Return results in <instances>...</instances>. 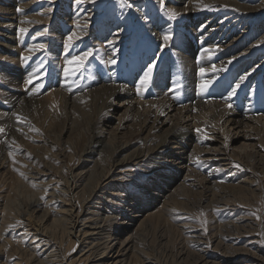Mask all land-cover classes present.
<instances>
[{
    "label": "rangeland",
    "instance_id": "374dc122",
    "mask_svg": "<svg viewBox=\"0 0 264 264\" xmlns=\"http://www.w3.org/2000/svg\"><path fill=\"white\" fill-rule=\"evenodd\" d=\"M262 1L264 0H252L250 4L246 5L244 0H232L231 2L230 0H211L208 3L193 0L191 6L195 7V11L189 12L177 9L179 0H79V2L78 0H0V129H3L0 131V264H14L15 262L25 264L28 257L26 255L32 252L36 254L38 260H44L43 257H47L52 246L35 242L38 238H33L38 228L35 224H38L37 218L43 215L45 211L47 213L42 221L43 226L50 223L56 211L62 210L63 202L67 197L57 195L63 194L61 190L65 184L64 178L68 168L73 165L72 170L81 175L73 191L74 197L72 196V199L74 202L79 200L75 197L77 196L76 193L81 191L82 195L86 194L91 177L102 168L111 145L107 144L105 140L112 127L117 126L118 115L124 111V107H122L117 109L119 114L117 112L112 114L108 110L99 112L105 92L102 89H108L109 86L116 84L118 86L127 81L133 89H136V85L139 86L138 80L142 76H139V70H137L139 69V61L145 60L147 68L150 65L153 66V76L151 75L150 79L152 84L149 83L142 93L137 90L135 95L138 99L154 100L159 90L155 91V96L151 85H153L155 74L161 69V57L167 53L170 56L172 54L169 58L171 65L178 60L175 58H178L177 56L181 52L175 49V44L179 40L180 33L188 37L187 44L190 43L195 52L196 49L199 52L203 48L219 45L220 42L215 41V38L219 34L221 35L222 31H226V36H228L227 42L224 44L228 49H232L233 44L237 41L245 44L237 51L238 56L235 61L237 68L233 69L234 71L242 70L238 74L240 77L243 73L249 72L255 64L263 62L264 59V39L261 41L257 39L264 32V5H262L263 8H257V5ZM238 3L241 7L237 6ZM254 6L259 10H249ZM171 12L177 13L175 19L169 18ZM214 15H217L222 21L219 24L221 26H218V31L211 32L209 38L202 40L204 31L210 30V28L205 26L201 28L203 23L200 24V19L211 17L213 20ZM234 25L235 27H233ZM189 27L198 28L199 31L197 30V34H194ZM21 29L27 31L21 32ZM158 35L159 41L157 43ZM165 35L170 36L167 42L164 41ZM70 36L73 39L70 46L66 47L69 44ZM232 39H234L233 43L231 42ZM40 45L43 47H39ZM247 46L249 51L244 52V48ZM217 51L219 53L220 48ZM85 52H90L91 55L85 60L84 66L76 71L75 75L66 76L65 68H68L69 72L75 71L76 65L79 63L74 61L72 65H69L68 61L76 56L83 57ZM225 52L218 55L220 56L218 58L220 65L218 64L215 69L206 70L205 77L200 71L192 72V74L197 75H194L195 83H200L202 78H204L203 80L217 79V81L221 78L220 68L224 64L227 65L226 60L230 58V55H227V58L224 56V54H228ZM25 57L28 59L25 60ZM253 58L260 59L257 63L253 62L254 65L249 64L251 62L248 61ZM246 62L249 64L248 68L245 67ZM170 63L168 65L171 68ZM262 65L263 73L264 63ZM132 68L134 69L130 72ZM255 69L250 74L252 78L262 74L257 71V68ZM177 71L179 69L168 72L171 75V80L175 76L173 72L177 75ZM126 75L132 76L125 81L124 76ZM30 79L32 83H28ZM189 81L191 82V79ZM235 82L234 80L231 83L234 86L233 89L239 88L240 91L237 92L240 94L239 96H243V82L240 81L237 84L242 85L241 87H235ZM227 87L229 86H219L214 92L212 91L213 95L216 98L223 96L225 90H228ZM17 88L21 90L23 97L18 101V104L9 107L10 99L7 97ZM55 88L59 89L57 91H59L60 97L63 95L62 98L57 96L59 100L56 98L51 105L49 103V101L51 102L50 97L47 95L49 92L57 93ZM260 88L259 85L255 87V94L250 93L252 96L244 91V97L249 95L248 98L251 101L240 100L239 96L237 99L231 97L228 105L233 108L235 106L244 108L246 104L253 105L256 102L254 98L257 99L262 95V88ZM150 90L152 92H149ZM167 91L168 93L171 91L170 85H167ZM183 91L180 98H178V94L176 97L171 94L172 99L175 100L174 103H179V106L189 103L188 85L183 87ZM68 96L71 97L69 102H67ZM184 100H188V102ZM105 102L108 103L109 101L106 100ZM85 103L87 106L84 105ZM71 104L77 106L73 107ZM114 105L122 106L119 102L114 103ZM83 107H86L87 111L89 110L88 119H82L80 116L73 121L72 118L78 115L75 112L81 113ZM14 111L17 112L18 116L16 123L12 124L7 122L5 117L9 114L11 116V112ZM251 111L249 113L256 116L261 115V113L264 115L261 108L251 109ZM95 119H98V124H94ZM90 123L93 124V127L89 125ZM121 123L122 125L116 130V147H122L125 143L128 147L118 154L119 160L124 156L133 154L136 147L140 145V138L144 135V133L129 130L128 114ZM207 134L212 136L209 132ZM91 135H94V139L97 141L96 145L93 144L94 150L83 153L77 162L78 153L88 143ZM149 139L152 141L153 137L150 135ZM172 146L173 144L166 146L164 153L167 152L164 155L173 154ZM65 148H69L68 151ZM227 150L231 149L228 147ZM248 151L247 156L236 151L235 156L232 157L227 156L226 152L225 154L221 151L216 152L219 158H224L221 159L223 164L227 163V158H232V161L228 162L230 164H227L229 165L227 170L234 171L229 178L234 179L232 182L234 184L248 183L251 186V191L245 193L246 195H242V192L234 189L232 192L222 190L225 193H215V196L212 193L214 191L209 190L210 188L206 187L204 182L198 186L197 180H195L196 183L190 181L188 185L195 184L193 186L197 187L198 193L183 192L179 198L183 204L178 205L176 210L173 211L170 203L169 205L163 203L155 205V202L152 207L143 212L142 216L132 217L134 216L131 215L133 213L126 212L130 209L128 204L132 194L134 193L137 198L141 197L143 189L151 183V177L148 175L154 176L155 172L153 170L144 171V168L148 167L150 163L144 166L143 161L139 163L140 165L133 162L118 163L113 170V175L104 180L91 197L86 198V206L89 207L87 215L95 218L96 215L99 216L97 213H118L117 219L121 216L133 219L130 224L118 225L119 221H115L116 218H113L109 222L106 221L105 226L109 228V224H112L115 228L124 227L120 233L122 240L129 238L130 235L127 234V231H137L138 233L135 235L137 249L140 253L139 256L145 258L146 264H201L204 259L207 264H249L246 261L247 257H250L252 262L259 261L255 264H264V260H254V257L249 256V252H242L244 248H258L264 255V232H261L262 229L264 230L262 228L264 225V168L254 163L252 159L258 160L260 153L254 150ZM263 152L261 150V153ZM9 153L12 155L10 156ZM150 157L151 161L154 162H158L160 159L154 156ZM176 162H180V160L178 159ZM176 166L174 163L170 170L172 171ZM206 167H203L205 171L209 169ZM226 173V171L218 172L219 176L228 175ZM154 180L158 181L159 179ZM23 182H25L24 186ZM152 184H156V182ZM237 187L243 189L244 184ZM200 189L204 194L200 195ZM30 191L36 192L29 199L35 204L34 216L36 218L28 219L27 215L17 217L16 212L25 206L26 195ZM52 191L56 195L51 196ZM199 196L201 200L203 199L202 202L199 201ZM10 197L16 201L5 220L3 215L6 212L3 209V204ZM212 200H217L218 204L225 209L214 213L213 207L216 209V205L213 206L209 202ZM47 201H49L48 205L46 204ZM19 202H21L20 205ZM165 207L166 209H164ZM15 208L18 210L15 211ZM231 209L236 211L235 214L228 211ZM154 213H156L155 218L158 217L157 219L160 221H157L161 222V225L154 218ZM149 214H151L150 218L148 217L144 223H141L142 219ZM225 214L230 215L238 226L224 224L227 223L224 222ZM160 215H163V218ZM215 215L218 218H215ZM99 218L105 219L104 216H99ZM150 219H155L156 222L153 223V220L150 221ZM149 222L151 223L149 224ZM171 222H178L185 226L186 229L182 230L192 235L191 240H185L183 234L180 235L178 227L175 224L171 226ZM90 223L91 221L86 223L85 229L97 232L95 226L89 227ZM179 229L181 230V228ZM58 232L60 231L58 230ZM213 234L216 235L213 236ZM51 236L50 239L57 244L54 247L60 253L67 256H77L82 253V247L84 248L83 252L89 249V246L85 247L87 242L102 235L96 233L90 237L89 234H86L85 237L88 239L85 243L77 241L73 244H69L67 239L62 243L59 233L56 236L51 234ZM161 236L164 239L159 242ZM220 237H222V241L226 240V243L232 242H227L229 238L234 239L233 247L221 240L218 241ZM255 241H259V243ZM188 249L192 250L191 253L186 252ZM131 251L132 247H129L122 255H119L116 259L120 262L117 264H140L139 260L130 255ZM196 252L200 253V257H197ZM91 257L96 260L102 258L94 255ZM110 257L105 258L110 260ZM180 257L185 258L180 260ZM48 258L50 257L48 256Z\"/></svg>",
    "mask_w": 264,
    "mask_h": 264
},
{
    "label": "bare ground",
    "instance_id": "6f19581e",
    "mask_svg": "<svg viewBox=\"0 0 264 264\" xmlns=\"http://www.w3.org/2000/svg\"><path fill=\"white\" fill-rule=\"evenodd\" d=\"M209 1H211V0H201V2H206V3H208ZM213 1H215V0H213ZM231 1L232 0H230V2ZM244 1L246 2V5H247V4H250L252 0H244ZM191 2L193 4V0H179V2L177 4V6H178L177 9H179L181 11H189V12L195 11V7L191 6ZM239 4L240 3H238L237 6H239ZM262 5H264V1L260 2L257 5L258 6L257 8L262 7ZM239 7H241V6H239ZM257 8L254 6V8H250L249 10L258 11L260 8L259 9H257ZM252 17L254 18V16H252ZM243 18H245V17H243ZM250 20L253 21V19H250ZM200 21H201L200 24L203 23L201 26L199 25L201 28L204 26L206 28H210V30L204 31V33H203L204 36L203 35H202L203 37L201 36L202 40L209 38L210 35L212 34L211 32L218 31V26H221L219 24L222 23V21L220 20V18L217 15H214L213 20L211 17L210 18L207 17V18L202 19V20L200 19ZM234 21H235V19H234ZM229 26H230V24H229ZM233 27H235V25ZM189 28L191 29L190 31L194 32V34L199 31L198 28H191V27H189ZM229 35H230V33H229ZM258 35H259V33H258ZM178 37H179V40L175 44V49H177V51L181 52L179 54V56H177L178 58H175L178 60L175 61L173 65H171V63H170L171 59H169V58L172 56V54H171V56L168 53L163 55V56L161 55L162 56L161 57L162 63H161V67H160L161 69L155 74V79H154L153 85H151L152 86L151 89L154 90V95L156 94L155 91L159 90V93L157 95L158 98L155 97L154 100L138 99L135 94H136L139 86L136 85V89H133L132 86H130L128 81H127V79H130V77L132 75L124 76L126 78L125 81H127V82H123L121 84L118 83L120 86L119 85L116 86L117 84L111 85L112 84L111 83V84H109L111 86H109L108 89H102V91L104 92V90H105V92H104V96H103V104L99 108V112H101L102 110H108L112 114L114 112H117L119 114L117 109L124 107V111L122 113H120V115H118L119 117H118L117 123H116L117 126L112 127V129L109 131L108 136L105 140V142L107 144L108 143H109V145L111 144L109 147L110 152L108 154V157L106 158V160H105L104 164L102 165V168H100L99 172L96 174H93V176L91 177V180L88 183V191L86 192V194L82 195L81 191L78 194L76 193L77 196H75V197L79 198V200L75 201V202L72 199L74 197L73 191H74V188L77 186L76 182L80 179L81 175H80V173L72 170L73 165H71L68 168V170L66 172V176L64 178L65 184L61 190V192L63 194L57 195L60 197H63V196L67 197L63 202L62 210L56 211V214L54 215V217L52 218L50 223L49 224L46 223V226H43L42 221H43V219L47 213V211H45L43 215H41L40 217L37 218L38 224H35L38 226V228L36 229L37 233L33 236V238L38 237L37 240H35V242H37V244H43V243H45L47 245L50 244L52 246V250H51V252L47 253V257L46 256L43 257L44 260H38L36 258V254L34 252L30 253L29 255H26V256H28L26 258L28 262L26 261L25 264H117L118 262H120V260H117L116 258H118L119 255H122L129 247H132V251H131L130 255L133 256L135 259L139 260L140 264H146L144 262L145 258H141V256H139L140 253H139V250L137 249V242H136V238H135V235L138 233L137 231H132V230L127 231V234L130 235L129 238L127 237L126 239L122 240L120 233L123 231L122 229L124 227L119 226V227L115 228L112 226V224H109V228H107L105 226V224H106L105 222L106 221L109 222L113 218H116L115 221H119L118 225L130 224V223H132L133 219L127 218V216H121L119 219H117L118 213H113V214L97 213L99 216H104L105 219H100L99 216H97V215L95 216V218H92V217L87 215V212H88L87 210H89V207L86 206V200H87L86 198L91 197V195L97 189V187L101 186V184L104 182V180H106L108 177H111L113 175V170H115V168L117 167L116 165L118 163L128 164L129 162L130 163L133 162L135 164H139L141 161H143L145 163L144 166H146L148 163H150L148 165V167L144 168V171L153 170V172H155V174H156V175L154 174V176L152 174L148 175L151 177V183L149 182L150 184H147L145 189H143V194L141 197L137 198V197H135L134 193L132 194V198L128 204V207L130 209H128L129 211H126V212L133 213V214H131V215H134L132 217H135L137 215L142 216L143 212H145L148 208L152 207L155 202H156L155 205H157L159 203H163L164 205H169V203H170V207L173 209V211L176 210L178 205L183 204V203H181V200L179 199L183 192H192L193 194L198 193V190L196 189L197 187L193 186L195 184L188 185V182H190V181H191V183H196L195 180H197L198 186H200L201 183L204 182L206 187L210 188L209 190L214 191V192H212V193H214V195H215V193L217 194L219 192H222V190H227V191L232 192V190L237 189L239 192H242V195H246L247 193H249L251 191V186L248 183H244V182L241 184L232 183L234 179H230L229 177H231V175H232L231 173L234 171L227 170V167H229V165H227V164H230L228 162L230 160L232 161V158H227V163L223 164L221 159H224V158H219L217 156L216 152L221 151L223 154H225V152H226L227 156L232 157V156H235L236 151L237 152L239 151V152L245 154V156H247V154L249 152L248 150H254V151H257V153H260L258 160H254V158H252L254 163H257L262 168H264V162H263L264 152L261 153V150L264 151V115L261 113V115L256 116L254 114L249 113V111H251V109H260L261 108V110L264 111V79H263L264 78L263 77L264 71L262 73V70H261V69H263L262 64L264 63V59L262 60L263 62L255 64V65L253 64V62L257 63L259 61L258 59H260V58H258L257 60H256V58H253L252 60L250 59L248 62H251L249 64L254 65V67L252 66L253 67L252 69L250 67L251 70H249V72H246L245 74L243 73L240 77H238L239 72L241 73L242 70L234 71L233 69L237 68V65L235 64L236 58L238 56L237 51L240 50L241 47L245 46V44L237 41L232 46L233 50L231 48L228 49L224 45L225 42H227L226 38L228 37V36H226V31H222V34L221 35L219 34V36L215 38V41L220 42L219 45H216L213 47L203 48V49L199 50V52H197V49L195 52L190 43L187 44L188 37L185 34L180 33ZM158 38H159V35L156 38L157 43L159 41ZM189 38H190V36H189ZM257 39H258V41H261L262 39H264V32L261 33V36L257 37ZM231 42L233 43L234 39H232ZM198 44H199V42H198ZM219 48H220V52L218 53L217 49H219ZM228 50H230V51L228 52ZM246 50H248V46L246 48H244V52ZM225 51L228 52V54H224V56L227 58V55H230V58L226 60L227 65L224 64V66H222V68H220L221 69L220 73L222 72L221 78H219L220 75L218 76V78L220 80L219 79H218V81H217V79H205V80H203L204 78H202V79L200 78L202 81L200 83H198V82L195 83V80H194L195 73L192 74V72H194L195 70L202 72L201 70L203 69L202 73L204 76V75H206V70L217 68L218 64H219L218 58L220 57L218 55L221 54L222 52H225ZM244 52H242V53H244ZM223 62H225V61H223ZM169 63L171 65V68L168 65ZM126 64H127V62H126ZM249 64L246 62L245 67L248 68ZM145 65H146L145 60L139 61V69H137V70H139V76L142 75L141 78L138 80L139 85H140V80L143 78L144 73L148 69ZM203 65H205L206 67H204ZM200 67H203V68L200 69ZM219 67H221V66H219ZM255 68H257V71H260L262 74L260 73L261 74L260 76H258L256 78H254V77L252 78V76L250 74L253 73L252 71L256 70ZM133 69L134 68L130 69V72ZM176 69H179V71H177L178 72L177 75L173 72V74L175 76H173L172 80H171L170 79L171 75H169L168 72L169 71H176ZM191 75H193V76L191 77ZM195 76H197V75H195ZM214 76H215V72H214ZM177 77H179L178 78L179 80L177 79ZM188 79L189 80L191 79V82ZM200 79H199V81H200ZM234 80L236 81L235 87H237L236 85L239 84L240 81L243 82V84H244V87L242 88L243 96H239L240 94L237 92V91H240L239 88L233 89L234 86L231 83ZM197 81H198V79H197ZM215 81H217V82H215ZM242 82H241V84H242ZM167 85L171 86V91L169 92L170 94L168 93V91L170 90L169 88H168L169 90L167 91ZM187 85H188V93L187 94L189 96V98H188L189 103H186V104L184 103L185 105L179 106L180 105L179 103H178L179 105L177 103L176 104L174 103L175 100L172 99L173 96L171 97V94L172 95L174 94L175 97H176V94H178L179 97H178V95H177V97L180 98L181 92H184L183 87L184 86L186 87ZM223 85L229 86V87H227L228 90H225V92H224V94L226 96L224 97V94H223V96L216 98L213 95V92L219 86H223ZM258 85L261 86V88H262V95L260 96V94H259L260 97L257 99H256V97L255 98L253 97L256 100V102L253 105L246 104L244 108L243 107L239 108L238 106H235V108H233V107L228 106V103L230 102L231 97L233 99H237L239 96L240 100H243L246 102L251 101V99L248 98L249 95L247 97H244V91L245 92L247 91L248 94H250V93L255 94L254 90H255V87H257ZM202 86H204L203 91L201 90ZM148 89H150V88H148ZM57 90H59V89H56V91ZM259 91H261V90H259ZM61 92H60V94H61ZM149 92H152V91L150 90ZM242 93H241V95H242ZM21 94H22V92L19 88L15 89L11 93H9V95L7 97L8 99H10L9 100L10 101L9 107L13 106L14 104L15 105L18 104V101L23 97ZM62 95H61V97L59 96V91H57V93H55V92L50 93L49 92V94L47 95V97L51 98V99L49 98V100H51V102L49 101V103L52 105V103H54L53 101H55L56 98H57V100H59L58 97L62 98ZM64 96H65V93H64ZM71 96H72V92H71ZM68 97L69 98L67 99V102H69V100L71 98L70 96H68ZM106 100H108L109 102L108 103L105 102ZM188 100H184V101L188 102ZM240 100H238V101H240ZM72 102H74V101H72ZM117 102H119V104H121L122 106H116V105L113 106V104L117 103ZM249 103H251V102H249ZM73 104H71L73 107L77 106V105L75 106ZM84 105L87 106L86 103ZM7 106H8V104H7ZM242 106H244V105H242ZM251 106H253V107L251 108ZM79 107H81V106H79ZM88 111L86 110V107H83L81 109V113H79L78 111L75 112L78 115L74 116L72 118V120L75 121L78 118H80V116L82 119L87 118ZM253 111H251V112H253ZM127 114H128V118L130 121L129 130L130 131L135 130L137 132H141L142 134L144 133V135L142 138H140V145H139V147H136L133 154H131L129 156H124L122 159L119 160L118 154H120L123 149H126L128 147V145L125 143L122 145V147H118V146L116 147V143H115L116 130L122 125L121 122ZM17 116H18L17 112L14 111V112H11V116L9 114V116L5 117V119L7 122L9 121L12 124H14V123H16ZM96 118H99V117H96ZM94 121H95L94 124H98V122H99L98 119H95ZM89 125L91 127H93V124L90 123ZM110 126H112V125L110 124ZM197 129H200L201 131H197ZM208 132L211 133L212 136H209L207 134ZM150 135L153 137L152 141H150V139H149ZM96 143H97V141H95L94 135H91L88 143L86 145H84L81 148L80 153H78L77 162L79 161V159L83 153H87L88 151L94 150L93 144L96 145ZM168 144H173V146H172L173 150H171L173 152V154L170 153L168 155H164L167 152L166 151L164 153V151L167 148L166 146ZM228 147L231 150H227ZM68 149L69 148H65V150H67V151H68ZM150 156H154V157L160 158V159L158 160V162H154V161H151ZM86 157L88 158L89 156H86ZM169 157H171L172 160L169 159ZM178 159L180 160V162H176V161H178ZM174 163L177 166L175 167V169H173L171 171L170 169H172V166ZM204 166H207L209 169L205 171L203 168ZM260 170H261V168H260ZM219 171H226L227 172L226 174H228V175L219 176V174H218ZM154 179H159V180L156 181ZM153 182H156V184H152ZM23 183H24L23 184V186H24L25 182H23ZM243 184H244L243 189L237 187V186H241ZM19 189H20V187H19ZM200 191H201L200 195L204 194V193H202V189H200ZM21 192H22V190H21ZM35 193H36L35 191H30L29 194L26 195L27 201L33 195H35ZM222 193H225V191H223ZM53 195H56V193L54 191H52L51 196H53ZM100 195H102V194H100ZM214 195H213V198H214ZM80 197H82V198H80ZM15 201L16 200L12 199L11 197H10V199L8 198L6 200V202L4 201L3 209L6 213L3 215V218L5 220L7 219L8 213L10 212V209H11V207ZM27 201L24 203L25 206H22L19 209V211H17L18 208L17 209L15 208V211H17L16 212L17 217H23L24 215H27L28 219H34V218H36L34 216L35 204L32 203L31 200H29L28 202ZM199 201H201V202L203 201V199L202 200L200 199V196H199ZM209 202L212 203L213 206L216 205V209H215V207H213L214 213L220 212L222 209H225V208L221 207L222 205L220 206L218 204L219 202H217V200H212V202L211 201H209ZM20 203L21 202H19V205H20ZM46 204L48 205L49 201H47ZM164 209H166V207ZM228 211H230V213H234V214L236 212L234 209H231ZM154 214H153V216L155 218L156 213H154ZM150 215L151 214L144 217V219H142L141 223H144ZM158 216H159V214H158ZM160 216H162V218H163V215H160ZM167 217H169V216H167ZM157 218H155L156 221L159 220ZM166 218H165V220H166ZM215 218H218L217 215H215ZM224 218H225L224 222H227V223L223 222L224 224L232 225V226H238L235 224V222L233 221V218L230 217V215L225 214ZM152 220L150 219V221H152ZM154 220H153V223L156 222ZM179 220H177V221H179ZM181 220H180V222H181ZM89 221H91V223L89 224V227L95 226L97 228V229H95V230H97V232H93L94 230L85 229V225H87L86 223ZM159 221H157V223H159ZM150 223L151 222H149V224ZM155 224H154V227H155ZM173 224H175V226L178 227V230L180 231V235L183 234V237L185 240H187V241L191 240L190 238H192V235H190L189 232L187 233V231L185 232L182 230L185 228V226L180 225L178 222L177 223L171 222V226ZM167 225H169V224H167ZM163 226H164V224H163ZM150 227H152V226L150 225ZM49 228H52V229H49ZM179 228H181V230ZM262 228H264V225L262 226ZM152 229H154V228H152ZM58 230L60 232H58ZM155 230H156V227H155ZM176 230H177V228H176ZM261 232L263 233L264 230L262 229ZM50 233L54 236H56L59 233L60 241L63 243V241H65L67 239V242L69 244L77 243V241H81V242L85 243L88 239L87 237H85L86 234H89L91 237L93 234L101 233L102 236H99L98 238H93L89 242H87V244H85V247L89 246V249L86 252H83L84 248L82 247V249H81L82 253L81 254L79 253V255H77V256H73V255L67 256L65 254L60 253L57 250V248H55L57 246V244H55V242L52 239H50L52 237ZM215 235L216 234H213V236H215ZM160 239L161 240L159 242H162L164 237H162ZM216 239H217V237H216ZM220 240L222 241V237H220L218 241H220ZM154 241H155V239H154ZM233 241H234V239L229 238V240L227 242H231V243H226V240L225 241L223 240L222 242L229 244L230 246L233 247V244H234ZM259 241H255V242L259 243ZM248 243H251V242H248ZM183 247H181V248H183ZM190 251H192V250L188 249L186 252L189 253ZM193 251H195V250H193ZM171 252H172V250H171ZM242 252H245V253L249 252V256L254 257V260H264V255H263V253H261L259 251L258 248H247V249L244 248L242 250ZM48 254H50V255H48ZM199 254L197 257H200ZM92 255L99 256L102 258H97V260H96L93 257H91ZM137 255H138V257H136ZM48 256L50 258H48ZM107 256H111L110 260H109V258L108 259L105 258ZM194 257H196V256H194ZM181 258L182 257H180L179 259L183 260L185 257L182 259ZM190 258H191V256H190ZM146 260L148 261L147 258H146ZM195 260H197V259H195ZM246 261L249 262V264L259 263V261L252 262L250 257H247ZM14 264H17V263L15 262ZM147 264H149V263H147ZM201 264H207V261H205V259H204V262Z\"/></svg>",
    "mask_w": 264,
    "mask_h": 264
},
{
    "label": "snow or ice",
    "instance_id": "6c2138e0",
    "mask_svg": "<svg viewBox=\"0 0 264 264\" xmlns=\"http://www.w3.org/2000/svg\"><path fill=\"white\" fill-rule=\"evenodd\" d=\"M78 2H79V0H78ZM176 16H177V13H175V12H171V13H169V18H170V19H175ZM26 31H27L26 29H21V32H26ZM73 36H75V34H73ZM76 38L78 39L79 37H76ZM72 39H73V37L70 36V37H69V44L66 45V47L70 46ZM169 39H170V36H169V35H165V36H164V41H165V42H167ZM39 47L42 48L43 45H40ZM90 55H91L90 52H85V53L83 54V57L76 56V57H73L72 60H69V61H68V64H69V65H72V64L74 63V61H78L79 63L76 65L75 71L69 72V69H68V68H65V75H66V76H67V75H75V72H76V71H79V70L84 66V62H85V60H87V58H88ZM24 59L27 60L28 57H25ZM112 62L114 63V61H112ZM152 71H153V66L150 65V66L148 67L147 71L144 73L143 78L140 80V85H139V87H138V89H137L138 92H141V93H142L143 90H145V89L147 88L148 84L150 83V79H151ZM201 71L203 72V69H202ZM28 83H32L31 79L28 81ZM237 87H239V85H237ZM201 90H202V91L204 90V86H202ZM228 106L231 107V105H228ZM0 131H3V129H0ZM36 131H38V130H36ZM197 131H201V130H200V129H197ZM9 155L11 156L12 153H9ZM237 167H239V165H237ZM21 175H23V174L21 173ZM201 215H203V213H201ZM202 223H203V222H202ZM11 227H14V226H11Z\"/></svg>",
    "mask_w": 264,
    "mask_h": 264
}]
</instances>
